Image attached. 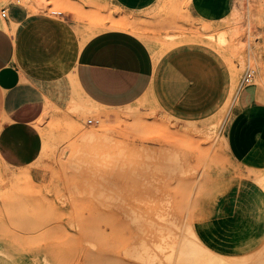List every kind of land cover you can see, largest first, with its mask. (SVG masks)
Masks as SVG:
<instances>
[{
    "label": "rangeland",
    "instance_id": "obj_1",
    "mask_svg": "<svg viewBox=\"0 0 264 264\" xmlns=\"http://www.w3.org/2000/svg\"><path fill=\"white\" fill-rule=\"evenodd\" d=\"M0 3L17 38L40 25L49 47L55 34L42 24L58 21L73 56L96 36L127 32L157 65L209 51L223 80L213 106L182 112L154 86L130 106L104 108L71 77L70 101L45 102L34 119L44 139L37 175L0 162V264H177L204 225L214 253L264 264V152L235 163L224 136L246 72L255 71L250 85L264 86V0H227L209 20L193 15V0H159L145 11L114 0Z\"/></svg>",
    "mask_w": 264,
    "mask_h": 264
},
{
    "label": "crops",
    "instance_id": "obj_2",
    "mask_svg": "<svg viewBox=\"0 0 264 264\" xmlns=\"http://www.w3.org/2000/svg\"><path fill=\"white\" fill-rule=\"evenodd\" d=\"M114 1L128 11H145L159 0ZM189 10L204 20L213 12L221 17L227 0H193ZM5 19L0 16V162L13 170L29 169L34 177V164L44 147L34 119L45 102L63 107L70 101L71 77L82 93L104 108L130 106L154 86L169 107L182 112L213 106L223 81L218 64L206 50L181 52L157 65L140 38L111 32L90 39L71 56L64 24L43 22L55 34L47 47L40 25L38 29L30 26L17 38ZM224 136L235 163L250 165L264 152V86L242 88ZM233 217L222 221L229 225ZM211 228L204 225L198 237L213 251L208 239Z\"/></svg>",
    "mask_w": 264,
    "mask_h": 264
},
{
    "label": "bare ground",
    "instance_id": "obj_3",
    "mask_svg": "<svg viewBox=\"0 0 264 264\" xmlns=\"http://www.w3.org/2000/svg\"><path fill=\"white\" fill-rule=\"evenodd\" d=\"M179 254L180 256L177 258L179 264H234L229 259L226 260V258L206 247L194 233H192V237L189 240L187 239Z\"/></svg>",
    "mask_w": 264,
    "mask_h": 264
},
{
    "label": "built area",
    "instance_id": "obj_4",
    "mask_svg": "<svg viewBox=\"0 0 264 264\" xmlns=\"http://www.w3.org/2000/svg\"><path fill=\"white\" fill-rule=\"evenodd\" d=\"M7 14H8V10L6 7L2 8L0 10L1 17L6 18ZM254 78H255V71L254 70H248L242 79V85L248 86V85L252 84L254 81ZM93 122H94V120H89L90 124H92Z\"/></svg>",
    "mask_w": 264,
    "mask_h": 264
}]
</instances>
